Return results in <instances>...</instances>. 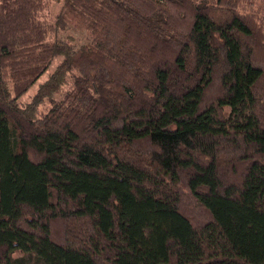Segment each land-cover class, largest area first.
I'll list each match as a JSON object with an SVG mask.
<instances>
[{
    "label": "trees",
    "instance_id": "16d2710c",
    "mask_svg": "<svg viewBox=\"0 0 264 264\" xmlns=\"http://www.w3.org/2000/svg\"><path fill=\"white\" fill-rule=\"evenodd\" d=\"M0 264H264V0H0Z\"/></svg>",
    "mask_w": 264,
    "mask_h": 264
},
{
    "label": "rangeland",
    "instance_id": "374dc122",
    "mask_svg": "<svg viewBox=\"0 0 264 264\" xmlns=\"http://www.w3.org/2000/svg\"><path fill=\"white\" fill-rule=\"evenodd\" d=\"M60 6H61V4L59 3V2H57V3H55V5H54V9H55V11H59V9H60ZM68 37V36H70L71 38H72V40H71V45L73 46V47H79V46H81L83 43H85V41L87 40V36H85V35H83L82 33H79V32H77V31H75L74 29L72 30V31H68V30H66V32H63L61 35H60V39H62V40H64L65 41V39H67V38H65V37ZM59 61H60V58H58V59H55L54 61H53V63L51 64V66L49 67V69H48V71L37 81V83L35 84V85H33L21 98H20V102L21 103H27V102H29L30 101V99H31V97H32V95H33V93L35 92V90H36V88H37V86H38V84L39 83H41V82H44L46 79H47V77L49 76V74H51L52 73V71L54 70V67L56 66V64L57 63H59ZM70 86V85H69ZM69 86L65 89V90H67V89H69ZM61 95L60 94H57L56 96H55V98L56 99H60L61 97H60ZM49 107V103L47 102V101H44L43 103H42V105L40 106V111H44V110H46L47 108ZM226 112H228V109H226Z\"/></svg>",
    "mask_w": 264,
    "mask_h": 264
}]
</instances>
